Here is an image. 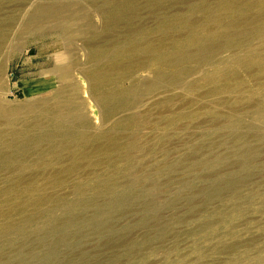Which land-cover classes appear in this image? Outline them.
Here are the masks:
<instances>
[{
    "label": "rangeland",
    "instance_id": "rangeland-1",
    "mask_svg": "<svg viewBox=\"0 0 264 264\" xmlns=\"http://www.w3.org/2000/svg\"><path fill=\"white\" fill-rule=\"evenodd\" d=\"M40 1L56 0H0V41L9 42L0 46V107L26 115L67 90L77 92L73 108L86 114L95 133L134 120L126 132L131 137L110 152L98 151L106 138L68 144L79 153L55 157L33 154L43 146H29L24 168L0 167V264H264V72L242 68L236 60L242 51L225 48L209 66L136 69L112 86L130 91L132 103L104 119L85 71L90 50L80 31L86 23L69 32L42 27L12 49L26 5ZM223 1L171 0L155 8L135 0L129 28L150 30L165 13ZM87 10L100 28L99 11ZM109 37L103 35L98 46H113ZM246 46L260 48L262 56L264 35L247 37ZM73 61L70 81H64L59 67ZM185 68L193 70L179 85L149 88L156 72ZM226 68L236 73L219 78L224 91L201 82ZM12 125L0 118V132Z\"/></svg>",
    "mask_w": 264,
    "mask_h": 264
},
{
    "label": "bare ground",
    "instance_id": "bare-ground-1",
    "mask_svg": "<svg viewBox=\"0 0 264 264\" xmlns=\"http://www.w3.org/2000/svg\"><path fill=\"white\" fill-rule=\"evenodd\" d=\"M149 1L148 5L155 8L164 7L169 1L171 2V0ZM134 2L135 0L31 2L26 5L28 6V9H25L27 18L16 34L12 49L20 48L25 35L34 33L42 27L61 28L64 32H69L72 27L78 28L81 23H86L87 29L84 26L81 31L79 30L84 38L85 46L90 50L87 54V63L90 66L85 71L95 91L97 102L105 110L104 119L132 103L130 91L123 94L116 90V87L114 90L112 86H115L121 77L136 69H150L161 65L176 69L182 64L192 62L208 65L220 49L225 48L242 51L241 57L236 59L242 68L256 67L258 71L264 72V48L260 46L262 47V56H260V48L244 47V40L247 37L264 35V11L261 10L264 0H224L217 7L208 9L203 5L204 2H198L187 12L165 13L150 30L129 28L131 15L136 10ZM80 4L82 7L79 6ZM88 6L99 11L102 17L100 28L92 21V12L87 10ZM200 12H204V15L201 18L196 17ZM105 34L110 35L108 39L111 40L109 41L113 43V46H110L111 43L109 46L107 43L105 46L104 44L98 46L97 43L102 41L99 39ZM6 43L9 44L8 38L4 37L0 41V46L3 47ZM70 64L62 62L59 67L60 72L63 73L61 78L67 82L70 81L69 68L77 65L75 62ZM192 70L193 68H185L172 74L162 70L158 71L156 72L157 80L150 83L149 88L158 90L162 82L177 86L181 83L182 77ZM234 73L236 72L229 68L215 69L203 75L201 82L214 84L213 89L217 92L224 91L226 87L220 83L219 78L228 80ZM69 85L70 83L64 87ZM195 85L197 83L193 82L187 87L191 89ZM67 92L64 90L56 95L54 102L40 107L34 105L35 108L29 110L30 115H23L22 112H7L0 107V118L8 117L14 123L7 133L0 132V167L4 169H12L15 166L24 168L26 158L31 153L27 149L29 146H43L33 154L46 153L55 157L67 152L79 153V150L72 151L68 144L92 145L106 138L105 144L101 142L97 145L98 147L104 145L105 149L98 151L110 152L123 142L120 143V140L131 137V134L126 132L134 120L133 117L122 119L114 129L95 133L87 124L86 114L78 108H73L77 92ZM68 94L71 95L69 99L66 98ZM160 106L165 107V103ZM74 110L78 112L75 113ZM30 121L33 125L27 124ZM44 122L49 124L44 125ZM5 136L13 137L3 139Z\"/></svg>",
    "mask_w": 264,
    "mask_h": 264
}]
</instances>
